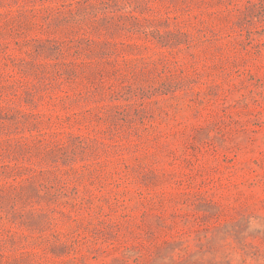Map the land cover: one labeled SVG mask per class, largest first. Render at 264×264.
Instances as JSON below:
<instances>
[{"label":"rangeland","instance_id":"obj_1","mask_svg":"<svg viewBox=\"0 0 264 264\" xmlns=\"http://www.w3.org/2000/svg\"><path fill=\"white\" fill-rule=\"evenodd\" d=\"M0 264H264V0H0Z\"/></svg>","mask_w":264,"mask_h":264}]
</instances>
